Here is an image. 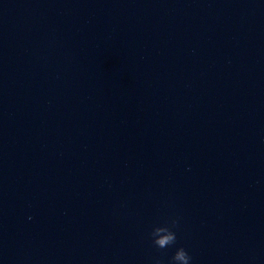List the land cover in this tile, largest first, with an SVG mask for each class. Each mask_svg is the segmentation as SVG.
I'll use <instances>...</instances> for the list:
<instances>
[{"label":"clouds","instance_id":"1","mask_svg":"<svg viewBox=\"0 0 264 264\" xmlns=\"http://www.w3.org/2000/svg\"><path fill=\"white\" fill-rule=\"evenodd\" d=\"M178 226L177 220L171 221V226L165 224L163 226L154 227L150 235L153 238L152 242L159 249H165L169 246H172L176 243L177 236L176 232L172 230ZM192 257L183 247L176 249L174 255L171 259V264H191ZM156 264H160V261L157 260Z\"/></svg>","mask_w":264,"mask_h":264}]
</instances>
